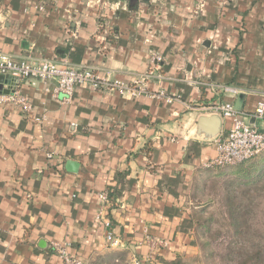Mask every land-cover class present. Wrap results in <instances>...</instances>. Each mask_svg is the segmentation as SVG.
<instances>
[{
  "label": "crops",
  "instance_id": "crops-1",
  "mask_svg": "<svg viewBox=\"0 0 264 264\" xmlns=\"http://www.w3.org/2000/svg\"><path fill=\"white\" fill-rule=\"evenodd\" d=\"M0 52L127 84L163 57L146 83L156 96L77 88L63 104L37 84L22 87L31 116L0 105V264H63L54 243L85 264H192L191 185L217 157L198 108L235 106L223 88L245 95L241 112L264 102V0H0ZM106 190L117 249L96 222Z\"/></svg>",
  "mask_w": 264,
  "mask_h": 264
},
{
  "label": "built area",
  "instance_id": "built-area-1",
  "mask_svg": "<svg viewBox=\"0 0 264 264\" xmlns=\"http://www.w3.org/2000/svg\"><path fill=\"white\" fill-rule=\"evenodd\" d=\"M39 10L44 11V8L40 7ZM162 62L163 57L155 55L147 76L138 78L132 84H127L113 79L110 74L101 77L96 71L61 67L53 60L14 58L0 52V76L10 79L13 86L10 92L0 91V105L11 103L17 106L26 117L31 116L34 106L30 99L23 94L22 87L37 84H43L53 99L59 100L60 96H64L63 104L73 100L77 88L117 92L122 96L126 94L156 96L149 93L146 83L151 75H155V72L159 70V65ZM223 89L233 95L240 94L236 89ZM163 95L160 94V96ZM174 100L172 97L167 98L168 103H172ZM198 109L210 116L216 115L221 120L232 121L230 130L225 134H220L212 141L216 147L217 157L209 163L207 168L237 166L264 152V130L258 128V122H264V102H258L252 113L236 111L232 102H225L214 107H199ZM44 119L45 117H42L34 121L40 122ZM99 198L102 208L96 215V222L106 230L107 245L110 248H120L123 245L122 240L115 236L107 212L112 206L110 191L102 192ZM148 243L152 248L167 247L166 243H158L151 238H148ZM52 247L63 264H85L71 254L68 244L54 243Z\"/></svg>",
  "mask_w": 264,
  "mask_h": 264
},
{
  "label": "rangeland",
  "instance_id": "rangeland-1",
  "mask_svg": "<svg viewBox=\"0 0 264 264\" xmlns=\"http://www.w3.org/2000/svg\"><path fill=\"white\" fill-rule=\"evenodd\" d=\"M209 169L191 185L192 264H255L256 251L264 250V171L250 181L236 166ZM111 255L91 264H127Z\"/></svg>",
  "mask_w": 264,
  "mask_h": 264
},
{
  "label": "water",
  "instance_id": "water-1",
  "mask_svg": "<svg viewBox=\"0 0 264 264\" xmlns=\"http://www.w3.org/2000/svg\"><path fill=\"white\" fill-rule=\"evenodd\" d=\"M5 82V77L0 76V83ZM245 101L243 93L238 95L235 103V110L241 112ZM222 120L220 117L213 115L201 117L197 124V135L205 142H212L221 134Z\"/></svg>",
  "mask_w": 264,
  "mask_h": 264
},
{
  "label": "trees",
  "instance_id": "trees-1",
  "mask_svg": "<svg viewBox=\"0 0 264 264\" xmlns=\"http://www.w3.org/2000/svg\"><path fill=\"white\" fill-rule=\"evenodd\" d=\"M236 167H237V171H236L237 174H242L244 175V178H246L247 180L249 179L251 181V178L254 173H260L264 171V152L251 160H248L246 162H243L237 165ZM212 169H215V168H212ZM262 176L263 174L261 175V177ZM113 196H114L113 193H110L112 207L115 206V200ZM109 219L112 223V219L111 218ZM252 260L255 264H264V250L262 249L257 250L255 259H252Z\"/></svg>",
  "mask_w": 264,
  "mask_h": 264
}]
</instances>
